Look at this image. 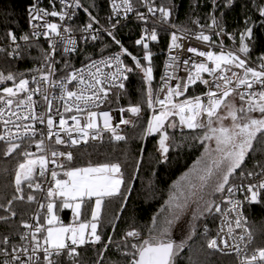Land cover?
I'll use <instances>...</instances> for the list:
<instances>
[{
	"label": "snow or ice",
	"instance_id": "snow-or-ice-1",
	"mask_svg": "<svg viewBox=\"0 0 264 264\" xmlns=\"http://www.w3.org/2000/svg\"><path fill=\"white\" fill-rule=\"evenodd\" d=\"M233 2L226 0L225 7H230ZM48 3L51 11L40 6L41 0H32L27 7L31 32L19 36V41H23L26 48H21L12 30L6 33L10 43L0 46V53H5L12 60H23L26 55L33 60L39 59L31 57L29 50L32 48H37L42 57L39 67L26 72H0V142L5 145L3 155L7 157L18 152L22 158L15 169V192L6 205L0 204V210L9 213L0 216V223L8 224L16 217L17 212L13 208L16 201L26 199L28 204L38 205L30 217L33 223L21 222L24 231L18 233V240L8 234L0 238V257H3L0 264H41V261L43 264H63L61 258L65 254L75 264L79 255L77 249L85 245L94 248L102 245L97 253V264H104L109 250H114L123 264H175L174 258L186 241L200 234L197 222L209 218L215 221L217 214L221 225L214 237L208 238L210 229L206 223L203 225L202 235L207 248L234 251L239 264H264V247H257L251 253L248 251L253 244V235L246 226L244 214L245 205L264 203V160H255L252 169L246 170L250 153L264 156V140H261L259 148L254 145L258 133L264 137V54L255 60L251 58L248 42L253 40L257 23L247 12L248 5H244L243 28L230 33L224 26L223 13L221 19L215 15L219 7L217 0H211L212 11L203 18L208 23L202 24L199 16L190 18L195 30L173 22L175 4L171 7L157 6L154 0H140L147 9L146 15L135 9L132 0H109L112 10L108 17L110 28L104 31L120 46V50L109 56H103L102 50L100 60L87 56V63L76 68L68 58L80 54L74 32L79 31L81 41L87 45L89 39H98L100 30L94 29L93 25L99 21L85 8L88 23L79 28L70 27L67 21H71L77 10L83 7L80 0H48ZM250 5L251 10L258 13L259 26L264 28V2L250 0ZM130 13L145 25L150 17L154 21L151 30L145 26L135 40V45L143 48L142 60L130 53L113 34L116 24H111L112 19L116 18L118 24L121 18L127 20ZM49 17L58 18L59 23L51 22ZM156 23L166 25L161 30L170 34L169 56L159 88L154 87L153 53L149 47V41L159 42ZM206 31L212 34H205ZM213 35L219 38L218 42L213 40ZM41 36L47 41L48 50L39 45ZM224 36L232 42L230 46L225 45ZM192 38L203 42L208 50L188 47L187 52L192 56L182 60L181 68V56L172 53L183 49L180 40ZM57 54L60 60L56 59ZM124 57L131 58L134 68L125 63ZM196 58L203 59L198 62ZM61 63L62 67L58 68ZM181 70L187 73L186 78L176 75ZM133 72L141 76L142 99L146 103L120 107L119 122L114 124L113 116L101 105L107 101L110 92L125 89L128 74ZM205 73L210 80L204 77ZM29 75L31 78H26ZM171 81H176L174 86ZM200 85L206 91L195 94ZM190 88L193 94L186 95ZM36 96L43 99L46 111L37 113ZM229 97H238L239 105ZM116 99L119 102V93ZM125 112L135 120L126 119ZM54 117H58V125ZM69 119L72 121L70 126ZM98 120H102V126ZM37 124L46 127V135L44 129L37 128ZM121 125L140 129L141 140L157 138L155 147L161 164L168 161L171 151L185 146L198 144L203 152L170 186L169 198L165 202L169 215L159 228L156 227L158 217L154 216L153 227L148 229L146 238L133 227L125 230L120 240L108 234L107 242H104L105 233L98 231L104 227L102 207L107 200L117 196L125 201L128 199L122 186L131 191L121 164H93L90 161L87 166H76L71 150H57L45 141L50 142L55 137V145H67L69 149L81 141L85 144L89 140L102 141L105 133H110V141H124L126 136L120 132ZM33 145L35 152L31 151ZM144 150L142 146L140 159L136 161L137 171ZM26 189L29 190L27 194ZM36 192L42 194L43 202L37 200ZM189 209L191 220L187 222V235L177 244L170 238V230ZM63 210L71 211L70 223L62 221L60 213ZM109 225L115 233L118 225L112 221ZM237 229L241 230L239 235L236 234ZM111 264H121V261H112Z\"/></svg>",
	"mask_w": 264,
	"mask_h": 264
},
{
	"label": "trees",
	"instance_id": "trees-1",
	"mask_svg": "<svg viewBox=\"0 0 264 264\" xmlns=\"http://www.w3.org/2000/svg\"><path fill=\"white\" fill-rule=\"evenodd\" d=\"M48 1V0H46ZM157 6L163 5L171 7L177 5L174 10V23L177 25H187L195 30V25L191 24L190 18L195 19L197 16L201 18V23L205 24L209 21L203 19L207 13L212 11L211 0H154ZM264 2V0H262ZM32 3V0H0V45L7 40L6 33L12 30L17 36L28 33L27 7ZM219 7L216 9L215 15L221 19L223 13V22L228 32L242 29L245 19V7L248 5L247 12L252 15L257 23L254 28L253 40L249 41V46L252 52V59L264 54V39L262 28L259 26L258 13L251 10L250 0H234L230 7H225L226 0H217ZM143 25L140 21H131L123 25L113 34L116 40L120 41L130 53L143 57V48L135 45V40L139 38V29ZM164 26L158 27L159 42L149 41L150 50L153 53L154 66V87L160 75L163 53L167 44V33L161 29ZM239 33L237 31V40ZM26 48V47H25ZM111 52H119L120 46L117 45L112 37H103L102 41L95 45L84 46L79 54V61L76 60L75 65H80L84 62L87 56H97ZM31 57H39L40 53L37 48L29 50ZM39 59L33 60L27 55L23 60H12L5 53H0V72L7 74L8 72L18 73L26 72L32 69ZM126 64L134 68V64L130 57H124ZM143 62V61H142ZM147 63V62H143ZM129 79L125 82V89L113 91L108 106L114 109L120 107L127 108L130 105L141 103L142 106L146 100L142 99V79L137 73H129ZM11 84V82H8ZM201 88L197 87L195 94L201 92ZM119 93V102H117L116 94ZM191 88L187 95H192ZM230 98V97H229ZM237 105L239 99L234 98ZM258 115V114H253ZM126 119H133L130 113L125 112ZM121 134L126 136L124 141H110L109 138H104L98 145H87L82 148L73 150L76 166H87L88 163H103V162H119L124 173V179L129 182L131 191L128 192L122 186V191L128 197L125 201L120 196L107 200L102 207V224L104 227L98 229L105 233L102 238L107 242V235H114L115 240H120L125 230L136 228L141 231L142 237L148 236V229L152 228V218L157 216L156 227L159 228L165 217L169 215L165 202L169 198L170 186L174 181H177L183 173L187 172L193 165L194 161L201 155L203 148L198 144L194 146H185L178 151L169 153L166 163H158L159 153L156 151V139L149 137L146 141L140 139V129L131 126H122ZM258 139L254 141L256 148L260 147L261 137L257 134ZM177 139L179 133L177 132ZM191 143V142H190ZM143 146V160L140 163L139 170H136V161L140 159V149ZM5 145L0 142V204L6 205L7 200L12 198L15 192L14 176L15 169L18 163L22 161L18 152L5 157L3 155ZM253 157L255 159H253ZM255 160H264V156L259 153L252 152L248 158L246 170L252 169ZM135 175V179L132 176ZM29 190L26 189V194ZM36 194V193H35ZM37 200H38V195ZM36 204H28L25 201H16L13 204L14 210L17 212L15 218L10 219L8 224L0 223V238L3 235H13L15 240H18V233L23 232L20 226L23 220H27L32 214ZM194 207V205L192 206ZM9 215L3 210H0V216ZM245 215L248 222V229L253 235L252 249L264 247V203L253 204L245 207ZM64 223H70L72 220L71 211L63 210L60 213ZM118 217V218H117ZM191 220V209H189L182 218L173 225L170 230V238L177 244L184 240L188 226L187 222ZM109 221L117 224L115 233L109 225ZM208 225L212 238L216 230V219L211 218L201 219L197 222V232L200 234L194 235L191 240L186 241L184 248L174 258L176 264H231L230 256L223 255L213 249H208L203 233V225ZM15 242V241H14ZM102 249L101 246L80 247L77 249L79 255L75 258V264H97L99 259L97 253ZM114 249V246H113ZM63 264H73L72 259H67V254L61 258ZM112 261H121L122 258L114 251L109 250L104 257V264H111ZM41 264L43 262L41 261Z\"/></svg>",
	"mask_w": 264,
	"mask_h": 264
},
{
	"label": "built area",
	"instance_id": "built-area-1",
	"mask_svg": "<svg viewBox=\"0 0 264 264\" xmlns=\"http://www.w3.org/2000/svg\"><path fill=\"white\" fill-rule=\"evenodd\" d=\"M80 2H81V4H82L83 7L77 10L76 15L72 18L71 21H67V25L70 26V27H73V28H79V27H82V26L86 25L88 23V14L84 11V9L87 8L88 11L91 12V15L94 16V17H96L97 20L99 21V23L93 25V28L100 30L98 39L96 41H91V39H89V43L87 45H95V44H98V43H100L102 41L103 37H107L108 36L107 32L104 31V29L110 28L109 21H108V17L112 15V10H111V7L109 5V0H80ZM117 2H119V0H117ZM132 2H133V5H134V7H135L136 10H138V11H140L142 13H145L147 15V9L140 3V0H132ZM40 6L41 7H46V8H48L49 11H51V5H49L48 1H46V0H41V5ZM57 8H59L58 3H57ZM48 19L51 22H57V23H59L58 18L49 17ZM174 19L175 18H173V22H174ZM135 20H136L135 15L132 14V13L129 14V18L127 20L121 18L118 24H117L116 18H113L112 21H111V24H116V28L114 29L113 33L115 31H117L119 28H121L123 25H125L126 23L131 22V21H135ZM27 21H28V19H27ZM153 23H154V21H153V19L151 17L149 18V23L147 25H145L143 23V25H141V27L139 29V37L141 35L142 28H144L145 26H147L149 28V30H151V28L153 27ZM161 26H164V25H160L159 23H156L155 24V27L157 28V30H158V27H161ZM30 32H31V29H30L29 24H28V33H30ZM205 34H212V33H209V32L206 31ZM262 34H263V39H264V28H262ZM81 35L82 34L79 31L74 32V36L77 39V44L79 46L80 53H81L82 48L84 46H87V45L83 44V42L81 41V39H80ZM108 37H110V36H108ZM17 38H18V43L21 45V48L22 49L25 48L26 45L24 44V42L23 41H19V36H17ZM218 39L219 38H217V37H215V35H213V40H215V41L218 42ZM223 39L225 41V45L226 46H230L231 45L232 42L230 40H228L227 36H224ZM169 40H170V34L167 33V44H166V47H165V50H164V53H163L162 65H161L160 75H159V78L157 80L156 88H159V86L161 84V76L164 75V72H165L164 64H165V61L168 59V56H169V52H168V48H167V45H168ZM179 42L183 44V49L182 50H174L172 54L173 55H179V56H181V58H182L181 59V68H183L182 60L183 59H187L189 56H192L191 53H188L187 52V48L188 47H196L198 50H201V51H207L208 50V47L203 42L196 41L194 38H192V39H182ZM8 43H10V42H9V40L7 38V40L5 41V43H3L0 46H7ZM39 45L44 50H48L47 41L42 36L39 38ZM237 46H238V40H237ZM213 50L219 51V49H216V48H214ZM61 51H62V49H61ZM114 53H117V52L106 53V54H103V56H109V55H112ZM78 56L79 55L73 54V55H71V56L68 57L71 60L72 64L76 68H80V67H82V65L84 63H87V61L85 60L84 62H82V64L75 65L76 60L79 61L81 59V58H78ZM91 57H92V59H95V60H100L102 58L101 55L91 56ZM56 59L57 60H60L61 59V57H60L59 54L56 55ZM196 59L199 62L203 58H196ZM41 61H42V57H40V55H39V60L34 65V67H39ZM252 66L255 67L256 65L253 64ZM57 67L58 68L62 67V63L60 65H57ZM93 71H95V69H93ZM236 71H239V70H236ZM228 74L231 75V73H228ZM176 75L179 76V77L186 78L187 73L184 72L183 70H181V71H178L176 73ZM203 75H204V77L206 79H209V80L211 79L210 77L207 76L206 73L203 74ZM26 78L30 79L31 77L29 75ZM170 83H172L173 86H174L175 83H176V81H171ZM32 86L34 87L35 85H32ZM199 87L201 88L202 91H206V89H204L203 85H200ZM254 88H257L258 89V86H254ZM116 90H118V89H116ZM189 90H188V92H189ZM113 91H115V90H113ZM113 91L110 92L107 101H105V103L101 105V108L103 110H107V111L110 112V114L113 116V122L115 124V123H118L119 122L120 113H119L118 109H114V108H111V107L108 106V102H109V100L111 98V95H112ZM187 94L188 93H186V95ZM34 99L38 101V103L36 105V111H37V113L46 111L47 106L45 105L43 99L41 97H39V96L34 97ZM54 121L58 125V123H59L58 117H54ZM98 123L102 126V120H98ZM71 124H72V121L69 119L68 120V125L70 126ZM122 126L123 125H121V127H120V132L122 130ZM37 128L38 129H44L45 135H46V127L44 125L37 124ZM63 135L64 134L61 133V136L62 137H63ZM72 135L75 136L76 133H73ZM109 137H110V133H105L103 139L104 138H109ZM38 138L39 137H37V139ZM102 141L101 140H95V141L89 140L87 144H85L83 141H81V143L79 145L74 146L71 149H69L67 145H55V137H53L50 142L46 139L45 143L46 144L50 143L51 146L52 147H55L57 150L67 152L68 150L73 151L75 149L82 148V147H85L87 145H98ZM1 143H3V142H1ZM31 151L32 152H35L36 151L34 145L31 148ZM50 167H51V165H50ZM49 179H50V173H49ZM44 186H45V190H46L47 184H45ZM36 194L38 195V200H40L41 202H43L42 201V194L39 193V192H36ZM239 198H242V197H239ZM246 206H249V205H245V207ZM37 207H38V205L36 204V206H35L32 214L35 212V210L37 209ZM245 207H244V214H245ZM31 215L29 216V218L27 219V221L30 222V223H33V221L30 219ZM245 217H246V215H245ZM220 225H221V219L219 217V214H217V218H216V230H215L214 236L216 235L218 229L220 228ZM246 226L248 227V222H247V225ZM202 229H203V227H202ZM240 231H241L240 229H237L236 230V234L239 235ZM82 247H91V245H85V246H82ZM221 247H223V246L221 245ZM215 251L218 252V253H220V254L230 256V259H231L230 262H231V264H239V262L237 260V257H236V254H235L234 251H232V252H228L227 250H225V252H221V251H217V250H215ZM248 251H249V253H251V251H253L252 245L249 247ZM226 252H227V254H225ZM2 259H3V257H0V260H2ZM67 259L69 260L68 257H67ZM175 264H176V262H175Z\"/></svg>",
	"mask_w": 264,
	"mask_h": 264
},
{
	"label": "rangeland",
	"instance_id": "rangeland-1",
	"mask_svg": "<svg viewBox=\"0 0 264 264\" xmlns=\"http://www.w3.org/2000/svg\"><path fill=\"white\" fill-rule=\"evenodd\" d=\"M8 86H11V84H8ZM229 100H232V99H234L233 97H230V98H228ZM214 146V145H213Z\"/></svg>",
	"mask_w": 264,
	"mask_h": 264
},
{
	"label": "crops",
	"instance_id": "crops-1",
	"mask_svg": "<svg viewBox=\"0 0 264 264\" xmlns=\"http://www.w3.org/2000/svg\"><path fill=\"white\" fill-rule=\"evenodd\" d=\"M70 211V210H69ZM71 222V221H70Z\"/></svg>",
	"mask_w": 264,
	"mask_h": 264
}]
</instances>
